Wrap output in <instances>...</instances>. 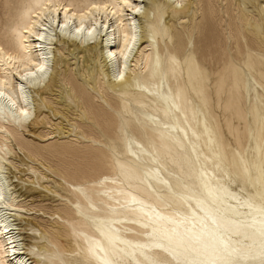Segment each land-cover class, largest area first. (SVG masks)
<instances>
[{
	"label": "bare ground",
	"instance_id": "obj_1",
	"mask_svg": "<svg viewBox=\"0 0 264 264\" xmlns=\"http://www.w3.org/2000/svg\"><path fill=\"white\" fill-rule=\"evenodd\" d=\"M221 1L217 13L200 0L199 38L175 25L193 17L195 0L4 1L0 264H264V0ZM69 56L82 58L83 77L65 88ZM88 87L104 91L116 127L101 126ZM58 88L93 117L89 131L121 182L66 179L76 244L53 249L18 204L35 189L14 180L8 140L44 125ZM237 149L252 158L239 160Z\"/></svg>",
	"mask_w": 264,
	"mask_h": 264
},
{
	"label": "rangeland",
	"instance_id": "obj_2",
	"mask_svg": "<svg viewBox=\"0 0 264 264\" xmlns=\"http://www.w3.org/2000/svg\"><path fill=\"white\" fill-rule=\"evenodd\" d=\"M4 1L5 0H0V12L2 10ZM77 1L78 3H80L86 0ZM258 1L260 2L262 0ZM187 2L188 0H185L184 4ZM213 2L217 13H219L218 7H224V5H226V1L222 2L221 0H213ZM259 2L256 1V3ZM201 4L202 3H200V0H195V3L192 4L193 8L195 9V14L193 15V17H186L185 19L177 21V23L175 24L176 28L182 31L184 30L183 32L185 34L190 33L192 30L194 32V37L199 38L200 29H198L197 27L195 28V25L198 24V22L201 20V15L203 13V6H201ZM254 8L257 11V7ZM153 14L154 13L151 12V16ZM165 18L166 17L163 18L162 22L166 20L168 21V18ZM256 18L259 19L260 23L263 22V20L260 19L261 14L256 15ZM214 21L217 22V18ZM207 22L208 23H206V25L201 29V31H203L204 33L210 30V18ZM1 33L2 31H0V35H2ZM60 46L61 48L64 47L63 45ZM65 48L61 50V52L64 54L67 52ZM68 58H70V64L67 67L68 73L67 75L63 76L64 78L66 77L63 81V85L65 86V88L71 86V81L76 80L77 83H81L83 77L82 73H80L78 69L82 64V58L77 59L72 58L71 56H69ZM51 69L52 68L50 66V71ZM66 80H68V82ZM88 90L89 92H91V95L93 97V105L96 108L98 117L99 119H101V126L105 127L108 126L106 125L108 123H114V126L116 127L120 120H115L114 117H111V115H113L115 111L107 106L104 103V100L101 98V94L104 91L102 90L100 94L90 87H88ZM47 96L49 100V106L45 108L44 113V121L46 124L44 123V125H42L41 127L30 126L18 128L16 130V133L13 132L14 136L16 137L13 136V133L9 135L10 141L8 140V145L13 150L12 156L10 158V160H12V164H9V166L11 165L10 170L17 174V177H15L14 180H18V182H20L21 184L23 183L22 185L20 184L23 187L27 185V187L31 186V188L35 189L33 196H23L22 198H19L18 204L20 205V207H22L24 215L38 223V227L41 229V232L48 231L43 239L39 237L40 233L35 230H30V233L32 232V235L36 236L39 239L38 240L36 238L37 241H39L40 243H45L49 247L54 249L58 244L57 240H62L66 243L72 242V244H76L74 241L76 235L72 232V226L70 225V222H76V220H73V218L71 217L73 215V212H75V209L72 208L75 207H73L74 205L72 204V202H69L70 195L67 190L69 186L66 182V179H69L71 181L74 179L78 180L85 177V175L87 176L92 174L97 175L100 180H103L105 179V175H112L115 179L121 182V176L116 169L115 161L109 159L108 150L103 146L104 144L101 143L100 140L97 141L98 143L96 141L94 142L93 140L94 134L92 135V133L89 131V124L93 122V117L89 116V118H86L85 116H81V108H77L73 104L72 100L68 99V93L64 89L58 88ZM34 115L35 113L33 112V116ZM104 119L110 122H106ZM81 123L85 124L86 126ZM18 130L20 131L18 132ZM235 130L237 131V129ZM24 141H28L26 143L32 145V147L35 148L36 152H30L28 149L23 148L21 146V142L25 143ZM230 147L232 146L230 145ZM29 153L33 154L31 155ZM235 154V156L239 160H246L248 158H252L253 156V153H245L244 151L239 149L235 151ZM30 166H33V168H31ZM34 169L37 170V172L34 173ZM174 175H176V173H174ZM71 199L74 200V197H71ZM102 206V202H99L98 209H101ZM133 231L134 233L136 232L135 230H132V232ZM126 233H131V231H126ZM54 234L62 237L54 238ZM50 238L52 241L49 240ZM54 257L55 256H53V258Z\"/></svg>",
	"mask_w": 264,
	"mask_h": 264
}]
</instances>
